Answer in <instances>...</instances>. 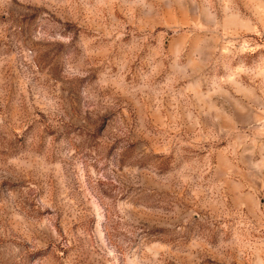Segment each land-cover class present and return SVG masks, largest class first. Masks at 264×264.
<instances>
[{
	"label": "rangeland",
	"instance_id": "obj_1",
	"mask_svg": "<svg viewBox=\"0 0 264 264\" xmlns=\"http://www.w3.org/2000/svg\"><path fill=\"white\" fill-rule=\"evenodd\" d=\"M0 264H264V0H0Z\"/></svg>",
	"mask_w": 264,
	"mask_h": 264
}]
</instances>
